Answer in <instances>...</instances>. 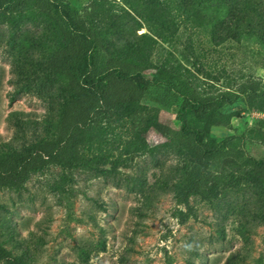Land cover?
Here are the masks:
<instances>
[{
	"label": "rangeland",
	"instance_id": "obj_1",
	"mask_svg": "<svg viewBox=\"0 0 264 264\" xmlns=\"http://www.w3.org/2000/svg\"><path fill=\"white\" fill-rule=\"evenodd\" d=\"M61 5L78 12L93 6L100 27L117 30L109 42L152 36L123 0H61ZM197 8L204 26L169 22L166 42L157 40L152 51L153 66L180 62L211 90L234 88L249 77L264 79L259 39L215 44L212 32L225 11L215 0H200ZM43 31L0 24V152L48 137L57 123L64 81L36 69L44 49L38 39L32 41ZM176 104L162 86H152L141 101L162 121L174 118ZM233 112L240 115L230 120V130L212 127L214 136L253 130L252 121L264 118L243 104L227 110ZM107 127L97 144L82 149L80 166L50 165L21 189L0 190V243L13 258L23 257L26 264H264V223L249 187L223 190L212 202L191 198L178 205L172 186L181 160L161 148L166 139L150 130L144 136L147 149L134 151L124 147L136 135L129 123Z\"/></svg>",
	"mask_w": 264,
	"mask_h": 264
},
{
	"label": "trees",
	"instance_id": "obj_2",
	"mask_svg": "<svg viewBox=\"0 0 264 264\" xmlns=\"http://www.w3.org/2000/svg\"><path fill=\"white\" fill-rule=\"evenodd\" d=\"M123 1L148 24L152 36H119L109 42L108 36L117 30H103L100 14L91 5L78 12L64 10L61 0H0V24L10 29L43 27L42 35L32 41L38 39L36 45L44 49L36 69L64 81L60 114L48 137L22 150L0 152V190H19L31 175L50 165L80 166L82 149L97 144L108 132L107 125L127 122L136 135L124 142L125 149H147L144 136L153 130L166 139L161 148L181 160L179 179L172 186L178 205H186L191 198L212 202L223 190L245 186L252 190V203L264 223V118L252 121L253 130L222 138L211 132L212 127L230 130V120L240 113L227 114V110L237 104L264 115V79L249 77L234 88L211 90L180 62L153 66L152 51L157 40L166 42L169 22L182 19L204 26L206 18L197 8L200 0ZM215 1L225 11L212 32L215 44L257 37L264 47V0ZM152 68L155 71L148 77ZM26 72L18 68L19 74ZM152 86L171 93L177 103L174 118L162 121L141 106ZM0 263L26 264L23 257L13 258L1 243Z\"/></svg>",
	"mask_w": 264,
	"mask_h": 264
}]
</instances>
